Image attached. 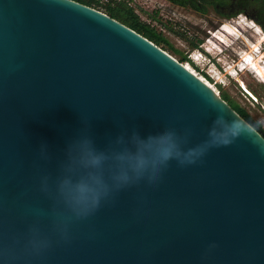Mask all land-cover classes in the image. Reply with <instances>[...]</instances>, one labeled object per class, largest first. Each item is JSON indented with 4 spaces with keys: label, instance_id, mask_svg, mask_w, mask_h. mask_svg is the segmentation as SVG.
I'll return each mask as SVG.
<instances>
[{
    "label": "water",
    "instance_id": "95a60500",
    "mask_svg": "<svg viewBox=\"0 0 264 264\" xmlns=\"http://www.w3.org/2000/svg\"><path fill=\"white\" fill-rule=\"evenodd\" d=\"M0 264H264V136L107 14L0 0Z\"/></svg>",
    "mask_w": 264,
    "mask_h": 264
},
{
    "label": "rangeland",
    "instance_id": "374dc122",
    "mask_svg": "<svg viewBox=\"0 0 264 264\" xmlns=\"http://www.w3.org/2000/svg\"><path fill=\"white\" fill-rule=\"evenodd\" d=\"M101 1L107 3L110 0ZM123 1L134 8L141 20L150 23L158 31H161L174 49L181 53L190 55L194 51L207 52L205 48L200 46L199 40L204 41L216 50L221 58L220 67L210 73L216 86L215 92L219 95L220 91L227 92L264 128V81L262 83L257 82L248 71H245V74L244 72H238L240 75L238 73L235 75L233 72L234 79L224 70L228 63L233 62L236 65V53L240 50V45L248 46L253 42L252 40L255 41L261 37V29L256 27L250 20L242 17L234 19L221 17L213 9H208L212 13L201 14L191 8L182 7L171 0ZM91 8L105 13L103 7L95 6ZM154 14H157V18L153 17ZM164 51L179 61L180 56L177 53L169 48L164 49ZM237 67L239 66L237 65ZM240 82L245 85L246 90L251 92L252 98L246 99L244 96L246 91H244Z\"/></svg>",
    "mask_w": 264,
    "mask_h": 264
},
{
    "label": "trees",
    "instance_id": "16d2710c",
    "mask_svg": "<svg viewBox=\"0 0 264 264\" xmlns=\"http://www.w3.org/2000/svg\"><path fill=\"white\" fill-rule=\"evenodd\" d=\"M89 7L100 6L104 8V12L113 19L123 23L127 27L133 29L137 33L141 34L145 38L152 41L157 46L161 47L163 50L166 48L171 49L173 52L180 56L179 62L199 77L203 82L210 86L214 91H216V86L214 85L210 73L217 70L220 67V55L216 50L212 49L204 41L199 40L200 46L206 49L207 52L201 53L200 51H194L190 55H185L169 43L168 39L164 36L161 31H158L156 27L152 26L150 23H146L141 20L140 16L135 12L134 8L123 0H110L107 3H103L101 0H74ZM247 9H240L234 13L230 18H238L239 15L255 23L259 29H261L264 34V0H238ZM194 8L197 5L193 4ZM250 8H255L259 11V15L256 14L252 17L247 10ZM154 14L153 17H156ZM241 48L245 47L244 44L240 45ZM220 97L226 101L240 116H242L247 122L254 126L258 131H260L264 136V129L262 125L255 121L248 111L239 105L234 99H232L227 92L220 91Z\"/></svg>",
    "mask_w": 264,
    "mask_h": 264
},
{
    "label": "built area",
    "instance_id": "2783aa9c",
    "mask_svg": "<svg viewBox=\"0 0 264 264\" xmlns=\"http://www.w3.org/2000/svg\"><path fill=\"white\" fill-rule=\"evenodd\" d=\"M241 17L244 18L241 15L238 16V18ZM253 24L256 25L255 23ZM256 27L258 26L256 25ZM252 41L253 42H251L248 46L245 45V47L240 48V50L236 53V65H234L233 62L228 63L224 70L229 76L234 79L235 77L234 75H232L233 72L236 75V73L238 72H244L245 74V71H248L257 82L262 83V81H264V34L262 33L261 37L257 38L255 41ZM237 65L239 67L236 68ZM238 75L240 74L238 73ZM240 85L242 86V88H244V91H246V94L244 95L246 99H249V97L252 98L253 95L249 90L245 89V85L241 84V82Z\"/></svg>",
    "mask_w": 264,
    "mask_h": 264
},
{
    "label": "flooded vegetation",
    "instance_id": "af4514ba",
    "mask_svg": "<svg viewBox=\"0 0 264 264\" xmlns=\"http://www.w3.org/2000/svg\"><path fill=\"white\" fill-rule=\"evenodd\" d=\"M174 3L182 7L191 8L198 13H212L211 10L221 16V17H231L234 13L240 9H247L243 4L238 2V0H171ZM193 4L197 5V8L193 7ZM252 17H255L256 14L259 15V11L255 8H250L247 10Z\"/></svg>",
    "mask_w": 264,
    "mask_h": 264
},
{
    "label": "bare ground",
    "instance_id": "6f19581e",
    "mask_svg": "<svg viewBox=\"0 0 264 264\" xmlns=\"http://www.w3.org/2000/svg\"><path fill=\"white\" fill-rule=\"evenodd\" d=\"M189 70V69H188ZM194 74V73H193ZM195 75V74H194ZM200 79V78H199ZM205 83V82H204ZM206 84V83H205ZM207 85V84H206ZM208 86V85H207ZM208 87H210V86H208ZM211 88V87H210ZM212 89V88H211ZM213 90V89H212ZM214 91V90H213Z\"/></svg>",
    "mask_w": 264,
    "mask_h": 264
}]
</instances>
